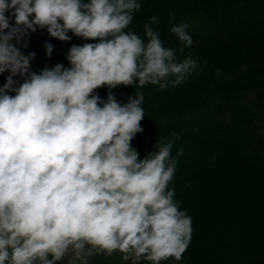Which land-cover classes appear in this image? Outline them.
<instances>
[{"label":"clouds","instance_id":"clouds-1","mask_svg":"<svg viewBox=\"0 0 264 264\" xmlns=\"http://www.w3.org/2000/svg\"><path fill=\"white\" fill-rule=\"evenodd\" d=\"M140 8L139 0H0V75L8 74L0 86V264H91L117 252L130 264L182 260L192 221L169 188L179 136L141 158L131 142L143 132L144 93L121 103L111 90L176 87L200 65L184 55L189 24H173L174 16L179 49L165 46L158 16L144 25L146 39L128 30ZM37 30L91 42L68 48L67 67L36 72V54L21 49ZM43 47L50 57L54 46Z\"/></svg>","mask_w":264,"mask_h":264},{"label":"trees","instance_id":"trees-1","mask_svg":"<svg viewBox=\"0 0 264 264\" xmlns=\"http://www.w3.org/2000/svg\"><path fill=\"white\" fill-rule=\"evenodd\" d=\"M139 2L128 30L146 39L144 25L158 16L154 27L165 46L179 49L169 30L174 16L173 24H189L193 45L184 55L200 65L176 87L111 90L121 103L133 92L144 93L143 132L131 142L141 158L157 150L156 138L179 136L172 157L183 160L169 188L175 189L180 210L191 217L192 233L182 260L161 264H264V0ZM39 32L31 33L28 47L21 49L36 54L31 65L39 70L57 63L67 67L68 48L91 42L74 36L61 42ZM46 42L54 46L50 57ZM40 59L52 61L44 65ZM7 75H0V86ZM108 91L96 90L102 99ZM180 148L184 154L177 156ZM193 151L198 154L192 156Z\"/></svg>","mask_w":264,"mask_h":264},{"label":"rangeland","instance_id":"rangeland-1","mask_svg":"<svg viewBox=\"0 0 264 264\" xmlns=\"http://www.w3.org/2000/svg\"><path fill=\"white\" fill-rule=\"evenodd\" d=\"M40 30H37L36 33L37 34H40L39 32ZM35 32H34V37L37 35ZM40 61H42V63L44 65H46V63H49L50 61L52 60H44V59H40ZM37 64H35V66H33L32 68V71H36L38 72L39 71V68L38 66L36 67ZM38 68V69H37ZM160 141L159 138H156V143H158ZM198 154V151H193V155H197ZM181 160H183L181 158ZM181 160H179V162H177L176 166L179 165V163L181 162ZM252 247V245H250ZM91 264H130V262H125L121 259V256L120 254L117 252L115 253L114 255L110 256V257H107V256H104V255H98L96 257H93L92 260H91Z\"/></svg>","mask_w":264,"mask_h":264}]
</instances>
